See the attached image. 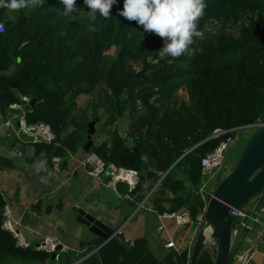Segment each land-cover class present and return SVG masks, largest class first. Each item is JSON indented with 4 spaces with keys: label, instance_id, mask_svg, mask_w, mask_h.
Listing matches in <instances>:
<instances>
[{
    "label": "trees",
    "instance_id": "obj_1",
    "mask_svg": "<svg viewBox=\"0 0 264 264\" xmlns=\"http://www.w3.org/2000/svg\"><path fill=\"white\" fill-rule=\"evenodd\" d=\"M123 3L117 0L109 19L97 13L95 21L88 16L84 0H76V7L83 11L67 16L59 0H42L15 12L0 6V23L5 25V33L0 34V74L11 72L0 79H6L9 86L17 83L20 94L30 100L38 97L26 112L29 124L46 123L56 131L71 126V135L79 139L77 130L87 133L91 118L85 112L74 114L78 98L96 99L99 107L93 120L99 113L121 117L129 101L135 107L140 101L147 114L137 117L134 134L142 141L151 132L155 138L164 135L169 165L216 131L228 132L195 148L168 176L169 180L181 170L183 184L197 189L195 195L202 158L237 130L264 124V0H205L207 7L199 21L203 35L191 46L194 55L176 59L159 55L163 39L118 15ZM112 48L117 50L115 57L108 55ZM132 64L142 69L135 72ZM183 89L189 102L177 106L178 92ZM9 90L0 87L2 107L9 111L12 105L23 106V99ZM110 125L111 119L106 126ZM139 127L146 131L136 133ZM91 152L106 164L140 174L147 169L143 147H126L117 135L113 145L107 141L93 144ZM0 165L9 166L2 158ZM196 196L189 211L193 219L204 207ZM5 207L0 192V264H59L47 252L17 246L3 227ZM82 241L78 251L84 253L63 255L60 264H73L102 244V240ZM179 256L177 262L171 257L159 261L145 239L132 244L117 236L81 264H189L187 253L183 259ZM200 264H215L211 247L202 252Z\"/></svg>",
    "mask_w": 264,
    "mask_h": 264
},
{
    "label": "crops",
    "instance_id": "obj_2",
    "mask_svg": "<svg viewBox=\"0 0 264 264\" xmlns=\"http://www.w3.org/2000/svg\"><path fill=\"white\" fill-rule=\"evenodd\" d=\"M6 73L10 76L11 72ZM0 87H3L4 92L10 91L9 89L16 92L20 99L28 98L22 96L17 87L14 89L13 85L9 86L6 79H0ZM85 97L84 100L90 98ZM181 101L183 100L179 99L178 103L181 104ZM23 106L26 111L27 105ZM20 114L17 109L10 108L7 111L0 104V158L9 165H0V192L12 213L17 230L32 245H38L47 236H54L62 245L80 250L84 235L77 234L76 229L71 228L66 219L76 209H83L88 215L114 230L117 233L115 237L122 236L126 242L132 244L145 239L159 261H167L171 257L177 262L178 256L183 259L186 253L190 259L195 242V228L193 230L189 226H179L173 218L168 219L165 216L189 215L193 219L189 211L196 202L198 191L193 195L197 189H189L183 184L184 175L181 170L176 171L168 180L181 158L169 165L168 155L164 151L167 142L164 135L160 134L155 138L151 132L142 141L138 134H134L137 117L147 114L140 101H137L136 107L129 101L128 108L121 117H114V113L104 114L100 118L101 131L97 126L92 137L94 145L99 146L106 141L113 145L114 136L117 135V139L124 146L133 148L140 144L145 150L144 161L147 169L141 174L137 192L124 197L109 185L107 177L94 178L90 167L84 163L87 154L86 142L88 144V132L85 129L77 130L80 131L81 139L71 135V126L61 131L52 129L57 137L54 144L35 143L28 136L18 135ZM110 119L111 125L107 127ZM135 131L142 133L146 130L139 127ZM55 157L61 159L58 173L53 170L52 160ZM230 168L233 169L231 165L227 169ZM222 170L208 179L207 186L210 190L215 191L222 183L217 184ZM200 211L201 209L197 215ZM161 227L163 230H160ZM89 239L85 242L99 240L95 236H90ZM171 240L184 250L178 253L166 249V243ZM101 248L99 246L80 260L85 261ZM239 251V254L248 253L247 264H264V224H256L252 232L246 233ZM83 253L78 251L76 254ZM232 264L242 263L234 258Z\"/></svg>",
    "mask_w": 264,
    "mask_h": 264
},
{
    "label": "water",
    "instance_id": "obj_3",
    "mask_svg": "<svg viewBox=\"0 0 264 264\" xmlns=\"http://www.w3.org/2000/svg\"><path fill=\"white\" fill-rule=\"evenodd\" d=\"M16 87L17 84L14 83L13 88L16 89ZM37 101L38 97L31 100L26 111L34 107ZM99 121L100 118H96L89 125L86 153L91 152L92 137L95 134L94 126ZM217 136L215 134L212 138ZM210 139L186 152L181 159ZM87 165L92 172V166ZM114 189L122 197L129 195V186L125 183H117ZM254 200H256L254 207L256 212L264 204V124L253 132L238 162L214 191L193 244L189 264H200L202 252L208 246L214 252L215 264H232L246 236V227H243L234 237L236 217L233 210H241ZM71 213L66 220L71 228L76 229L77 234L83 233V240H90V236H95L102 240L100 247H103L117 235L114 230L88 215L83 209H76ZM51 260L55 261V254L51 255Z\"/></svg>",
    "mask_w": 264,
    "mask_h": 264
},
{
    "label": "built area",
    "instance_id": "obj_4",
    "mask_svg": "<svg viewBox=\"0 0 264 264\" xmlns=\"http://www.w3.org/2000/svg\"><path fill=\"white\" fill-rule=\"evenodd\" d=\"M5 33V25L4 23H0V34ZM24 105H29L30 99L23 98ZM12 109H17L21 112L19 116V136H28L35 143H44L47 145L54 144L57 140L55 133L52 130V127L46 123H37V124H29L26 120V112L24 110V106L15 105L11 107ZM263 126L262 123H257L248 127H245L240 130L250 131L257 130L259 127ZM237 130V131H240ZM253 131V132H254ZM228 132H224L222 130H218L215 132L218 136L227 134ZM235 138L233 135H230L226 140H224L216 150L207 154L201 160V176L205 179L203 185L199 188L198 195L204 205L203 209H201L200 213L195 217V219H191L189 215H166L165 218L174 219L176 224L179 226H189L191 229L195 228L193 239L195 240L199 227L201 226L204 218V213L207 208V205L214 193L213 190H210L207 186L208 179L214 177L218 172H220L225 164V155L227 151L233 146ZM84 163L92 166L93 171L91 175L94 178L101 179L102 177H107L109 180V185L111 187H115L117 183H125L129 186V195L134 194L137 188L140 185L141 174L136 170L125 169L117 167L114 164H106L103 162L96 154L90 152L87 153L84 157ZM53 170L54 172H60L61 159L55 157L52 160ZM131 199V196H129ZM256 203V202H255ZM248 206L247 210L242 208L241 210H233V213L236 217V221H238L237 226L233 229L234 237H236L240 230L243 227H246V233L253 231V225H262L264 224V204L261 208H259L256 212H254V207ZM12 213L10 209L6 206L4 212V223L3 227L6 231L10 232L14 238L16 239V244L18 247L23 249H28L31 246L35 248L36 251L47 252L50 255L55 254V262L60 264L61 257L63 255H67L71 252H78L76 250L71 249L69 246L62 245V243L54 236H47L45 239L39 243L38 245H32L25 237L23 233L17 230L16 224L12 220ZM249 221V222H248ZM236 224V223H235ZM163 230V227L160 228ZM193 246V245H192ZM191 247V246H190ZM189 247V248H190ZM60 248V249H59ZM165 248L168 250H174L176 252H180L184 250L177 246L175 241H168L165 245ZM191 250V249H190ZM189 250V251H190ZM238 262L242 264H247L248 262V253H242L235 256ZM83 261H76L74 264H81Z\"/></svg>",
    "mask_w": 264,
    "mask_h": 264
},
{
    "label": "clouds",
    "instance_id": "obj_5",
    "mask_svg": "<svg viewBox=\"0 0 264 264\" xmlns=\"http://www.w3.org/2000/svg\"><path fill=\"white\" fill-rule=\"evenodd\" d=\"M117 0H84L90 9L88 16L95 21L97 13L101 18H110L111 9ZM42 3V0H0V6L11 11L27 9ZM64 7V15L81 12L76 0H59ZM205 0H124L123 10L118 15L128 21H135L145 32L154 33L164 40L159 50L161 57L179 58L192 56L195 38L203 34L199 30V21L205 14ZM91 31H96L91 27Z\"/></svg>",
    "mask_w": 264,
    "mask_h": 264
},
{
    "label": "rangeland",
    "instance_id": "obj_6",
    "mask_svg": "<svg viewBox=\"0 0 264 264\" xmlns=\"http://www.w3.org/2000/svg\"><path fill=\"white\" fill-rule=\"evenodd\" d=\"M116 53H117V50L115 48H112L109 51L108 55L110 57H115L117 55ZM131 67H132V69L135 70V72H138V71H140L142 69L139 64H132ZM96 94L98 96L99 92L97 91ZM178 95H179L178 97H180V99L183 100V101H181V103L182 102L188 103V94H187V92L184 89L183 90H180L178 92ZM84 98H86V97L85 96L84 97L82 96L81 99H78V102L76 101L77 108L75 109L74 114L77 115V116H80V115H82L85 112L88 115V117L91 116V123H93L96 120V118H102V116H103V115H101L102 113L101 114L99 113V116L96 117L95 120H93L94 117H95L94 113H97V109L99 107V105L97 103H94L96 101V99L87 98L86 100H84ZM89 100H90V103H91V101H93V103L91 104V106H90V104H88V101ZM179 105H180V103L177 106H179ZM93 115H94V117H93ZM97 126H99V131H101L102 128H100V121L98 123H96V125L94 126V128H96ZM253 131L254 130H250V131L240 130V131H236L235 132V135H234V138H235L234 144L227 151V153L225 155V164H226V166L222 170V172H223L222 173V176L219 177V180L217 181V184L218 183H221L226 178V176L229 175V173L232 171V168H230V170L227 169L228 166L231 165V167L234 168L235 164L238 162V160L240 158V155H241V153H242L245 145L247 144V142L250 139V137L253 135ZM201 179L202 180L200 181V183L197 186V188L201 187L202 184H203V182L205 181V179L203 177H201ZM255 202H256V200L251 201L248 204H246V206H244L245 207L244 210H247L248 209V206H253ZM252 225L254 227V224H252ZM208 247H210V246H208ZM239 253H240V251L236 255H238Z\"/></svg>",
    "mask_w": 264,
    "mask_h": 264
}]
</instances>
